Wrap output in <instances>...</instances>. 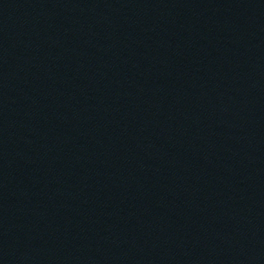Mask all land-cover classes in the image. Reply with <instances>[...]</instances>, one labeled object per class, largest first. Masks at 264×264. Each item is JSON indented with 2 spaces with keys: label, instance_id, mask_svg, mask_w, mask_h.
<instances>
[{
  "label": "water",
  "instance_id": "95a60500",
  "mask_svg": "<svg viewBox=\"0 0 264 264\" xmlns=\"http://www.w3.org/2000/svg\"><path fill=\"white\" fill-rule=\"evenodd\" d=\"M0 264H20L11 241L0 220Z\"/></svg>",
  "mask_w": 264,
  "mask_h": 264
}]
</instances>
